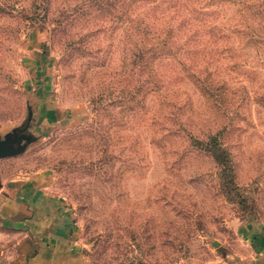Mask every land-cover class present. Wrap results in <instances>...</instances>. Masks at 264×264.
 Wrapping results in <instances>:
<instances>
[{"label":"rangeland","instance_id":"1","mask_svg":"<svg viewBox=\"0 0 264 264\" xmlns=\"http://www.w3.org/2000/svg\"><path fill=\"white\" fill-rule=\"evenodd\" d=\"M63 1L0 16V141L20 137L0 195L29 180L60 200L84 264L247 254L241 227L264 225V0L146 9L151 36L171 30L144 79L133 25L106 11L73 40L55 28Z\"/></svg>","mask_w":264,"mask_h":264},{"label":"crops","instance_id":"2","mask_svg":"<svg viewBox=\"0 0 264 264\" xmlns=\"http://www.w3.org/2000/svg\"><path fill=\"white\" fill-rule=\"evenodd\" d=\"M8 190L0 195V264L85 263L74 248L72 216L60 200L29 180ZM240 235L250 247L247 254L227 255L217 264H264V225H244Z\"/></svg>","mask_w":264,"mask_h":264},{"label":"trees","instance_id":"3","mask_svg":"<svg viewBox=\"0 0 264 264\" xmlns=\"http://www.w3.org/2000/svg\"><path fill=\"white\" fill-rule=\"evenodd\" d=\"M19 1V0H17ZM14 0H0V16L9 15L12 16L14 12H18L22 18H24V24L26 21H33L35 18L46 19L56 3V0H28L29 3L22 5ZM204 1L209 0H194L192 3L197 6V4H203ZM214 0H210L205 4H213ZM164 0H64L61 4V11L59 12V17L55 24V28L60 32H65L68 28L74 30L78 29V33L70 34L69 38L75 39L80 35L84 28H88L86 23H91V21H100L103 15L108 11L112 14V19H118L121 25H133L136 34L134 36V48H132V55L134 60V68L136 72L139 70V77L144 79L146 77V70L144 65L151 62L158 54H162L166 49L168 43L167 32L171 30L170 25L166 28L165 34L162 36L153 35L151 36L149 21H146V9L156 10ZM196 10V9H193ZM165 12H161L163 14ZM148 14V13H147ZM98 25V24H97ZM91 50L83 53V57L91 56L95 59L99 58V46L97 51L94 50L93 46H89ZM146 60V63H144ZM92 64L94 62H91ZM148 67V66H147ZM149 81H143L141 87H137L135 96L141 93V88L145 86ZM210 86L207 85L206 89ZM138 99V97H137Z\"/></svg>","mask_w":264,"mask_h":264},{"label":"water","instance_id":"4","mask_svg":"<svg viewBox=\"0 0 264 264\" xmlns=\"http://www.w3.org/2000/svg\"><path fill=\"white\" fill-rule=\"evenodd\" d=\"M20 139L19 136H17L15 139H8L4 142L0 141V157L6 155V153H9L12 147V144L17 142ZM2 187L1 179H0V189Z\"/></svg>","mask_w":264,"mask_h":264}]
</instances>
